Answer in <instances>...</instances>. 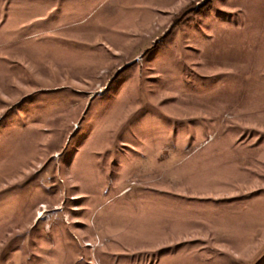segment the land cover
Returning a JSON list of instances; mask_svg holds the SVG:
<instances>
[{
    "label": "rangeland",
    "instance_id": "374dc122",
    "mask_svg": "<svg viewBox=\"0 0 264 264\" xmlns=\"http://www.w3.org/2000/svg\"><path fill=\"white\" fill-rule=\"evenodd\" d=\"M0 264H264V0H0Z\"/></svg>",
    "mask_w": 264,
    "mask_h": 264
}]
</instances>
